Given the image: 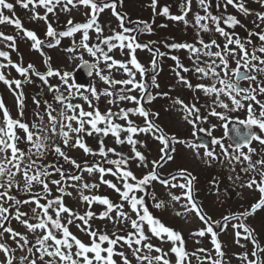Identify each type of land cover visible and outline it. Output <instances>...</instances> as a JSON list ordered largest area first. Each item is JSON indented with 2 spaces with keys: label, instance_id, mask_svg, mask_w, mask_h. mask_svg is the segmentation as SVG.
Wrapping results in <instances>:
<instances>
[{
  "label": "rangeland",
  "instance_id": "rangeland-1",
  "mask_svg": "<svg viewBox=\"0 0 264 264\" xmlns=\"http://www.w3.org/2000/svg\"><path fill=\"white\" fill-rule=\"evenodd\" d=\"M97 1L107 2L108 0ZM8 2L13 3L15 8L12 12L5 9L4 14L14 19L18 18L22 22L23 29L33 31L37 38L42 41L41 47L36 49L33 47L34 42L25 36L23 29L17 28L15 25L7 22L0 23V32L4 33L5 36L11 35L15 37L14 42L7 41L0 37V51L9 54L8 57H0V64L5 65L3 69H0V72H3L8 80L13 81L16 80V78H23V83L18 89L15 87L14 83L12 87L9 88L3 81H0V97L3 98L4 104L11 117L13 114V117L17 118V120L23 119V122L29 125V129L36 133L39 132L42 127L44 129H49L51 126L47 115L50 110L49 105L51 106L52 115L54 116L61 112L64 113L65 116H78L81 108L86 112L98 109L101 114H106L109 111L113 114H120L121 110L127 111L137 108V101L130 99L120 100L119 96H135L138 99L140 96L138 88L131 84L108 83L101 79V75H103L107 76L110 81L134 79L136 82H139L140 80L139 70L135 69L134 65L130 64V49L127 47L121 48L120 42L115 39L111 41V43L115 45L111 51H109L107 45L103 43L107 37H114L117 33L124 34L119 26L120 21L114 16L111 9L105 8L103 12H98L96 14V25H98L102 31L97 33L94 25L88 30V39L85 41L83 38V29L75 32L71 36L57 35L55 37H49L47 35L48 24H51L55 32L59 34L68 30V28L75 24L87 23L91 19L92 14L90 6L80 4L79 0H73L72 4H68L67 0H59V3H55L54 0L51 5L54 8L52 13H48L47 9L39 4V0H36L35 6L30 4L28 9L18 4L17 0H8ZM111 2H115L119 11L127 15L129 19L128 25L136 21H138V23H143V27L141 28V41L148 42L159 48H161L162 45V49H167L168 51L174 49L170 47L172 44H191L200 49V53L196 54L190 52L188 49L178 48L177 52L174 53L181 56V65L175 64V60L172 61V58L166 55L167 62L164 65L165 69L160 76L155 77V84H153L152 81L154 75L151 74L152 72H150L151 70L149 69L151 63L149 54H146V52L138 53V51L135 50L136 59L144 69L151 74V78H148V82L151 83L153 90L158 93V97L156 98L158 102L156 104V109L159 110L161 114L159 123L167 129V133L174 135V132H177V135L182 138V143L178 147L175 155H173L172 160L167 161L162 167L157 168L159 175L169 180V186L165 187L161 185L159 181H156L148 186L146 193L134 192L132 194L143 196L152 215L158 218L165 226L181 234L184 240L183 247L188 253L184 264H212L213 260L218 259L222 260V264H247V260L242 257L247 253L248 259H255V257L251 255L255 250V245L251 242L250 236L248 239H244L248 233H245L243 229H239L241 236L237 237L235 234L237 229H235L233 225L239 223L245 224L252 230L251 235L259 242L260 247L264 248V207L256 209L254 213L247 215L246 218L242 217L240 220H229L227 228L218 236L222 246L221 250L224 253L223 257H220L209 234H206L204 237L195 235L199 229L204 228L205 225L203 222L199 220L195 212L185 213L184 207H182L187 204V200L184 196L186 189L180 187V185L187 184L189 178L184 176L183 179L174 180L169 176L181 173L180 171L183 170L189 173H187L188 175L186 176L194 177L192 185H195L196 196L193 195V197L202 208L203 213L210 217L212 221H223V218L226 216L231 217L233 214L238 215L240 213L250 212L252 205L259 201L261 193L255 186H253V188H248L246 184L253 176L259 180V172L264 169H261V167L257 165L255 171H248V173L244 175L241 173L240 169L242 166H248V162H237L225 158L219 145H215L214 149L218 159H213L211 157H206L204 155V150L189 147V144H196L193 134L197 129L204 128L211 132L214 136L213 138L222 140L224 146L229 147L230 144L226 139V128L224 124L227 123L228 125L232 121H244L247 118L246 108L235 109L228 97L223 95L220 97L224 103L229 104V108L224 109L218 103H213L215 100L214 95H206L203 91L195 88V85L198 83H211L210 78L202 77L194 71L195 67H204L205 62L210 63L212 59L203 54L205 49L200 44V40H203L206 44L210 43L212 40H215L221 45L225 43V38L215 31L216 25L214 27V23L210 18L201 21V23L208 25V30H204L196 24V16L210 17L208 13H212L213 16L222 18L220 26L226 31L230 30L231 34L234 35V33H240L248 27V29H250L249 32H251V34H249L252 37L254 34L252 30L261 28L264 24L263 21L258 19V16L264 13V0H244L243 3L245 7L249 9L248 14H245L233 5L225 7L222 1L217 3L213 0H211L212 8L207 0H205L203 6L200 4V0H193L191 11L186 14L184 0H178L180 6H176L171 2L169 4L167 0H156L155 8L152 6L153 0H112ZM65 5H67V10H64ZM165 7L169 10L168 15L163 14V9ZM36 14H39L40 17L46 15L47 20L34 18ZM130 14L132 15L131 18ZM181 15L184 16V20L171 19L172 16ZM228 16H235L236 19L239 20V24L234 28L230 27L228 24H224L223 19H226ZM69 20L73 22V25L68 24ZM247 22L249 24H247ZM145 28L148 29V33L146 32L147 29L142 32ZM170 28H181L180 38L177 40L176 35H173L172 38L170 37L165 42L166 45H163V29L169 30ZM57 39L60 41L59 44H56ZM13 43L15 46L10 47L9 45ZM85 43L94 49L98 46L102 48L104 52L108 53V55L112 57V60L127 64L128 67L133 70L134 77H130L128 73L118 65L108 68L107 65L112 61H105L100 52H97L96 56L91 55L82 46ZM124 43L127 44L128 41ZM49 44L53 46L49 47ZM250 48L248 43L247 49L249 53L253 51V49ZM68 49H74V51H68ZM258 49L259 48H256V53H258ZM216 50L215 47L211 49V51ZM197 56L199 58V64H197ZM9 59L12 62L11 64L9 63ZM86 61L96 66L88 88H68L59 76H47L49 70L53 72L59 71L61 74L68 72L71 74L69 77V84L79 86L74 79V73L77 66ZM216 63L218 64L219 60H217ZM13 64H19L23 67L32 65L33 68L26 78L12 66ZM230 66L232 68L236 67L234 60L230 59ZM184 68L189 69V71L185 72ZM217 70L219 71V69ZM241 70H243V67H241ZM36 73H40L41 75L38 76ZM252 74L256 75L257 78H264V73L253 71ZM42 76H47L46 82L41 78ZM180 77H184L185 80L190 81L193 87L189 88L183 81L181 85H179L177 81ZM155 85H159V87ZM179 86L182 87V96L180 100L183 101V104L189 106L195 104L200 110L199 115L201 117L207 115L209 121L201 123L200 120H197L194 127L193 124L190 123V121L194 119V116L190 115L189 118V114L185 111L182 104V107L173 104V102H175L174 96L176 95L174 93L176 87ZM217 86L219 87V85ZM93 87L96 89L99 99L91 93L90 89ZM122 89L124 91H121ZM20 91L24 94V98L22 97L23 116L20 115L21 108L17 100ZM106 92H110L112 95H106ZM163 94H166V99ZM59 95H63L66 100L64 102L57 100L56 97ZM159 96H162V98ZM84 97L88 99L86 100ZM262 99L264 100L263 96ZM171 100L173 102H171ZM89 101H91V104ZM67 103L79 107L73 112L72 109L67 108ZM244 103L246 104L248 102ZM253 107L256 109L257 115H259V107L255 104H253ZM213 108L218 112L225 113L229 119L227 121H222L215 116L211 117L210 113ZM41 117L43 119H41ZM83 119L87 120L88 118L84 117ZM59 120L65 125L69 123L63 116H60ZM128 120H131L132 125L137 128L146 126V121L139 116L138 112H129L127 119L122 118V115L112 116V123L119 124L122 129L128 127ZM5 125L6 119L3 114V109H0V127H5ZM33 125H35V127H33ZM71 125L72 128H75L78 126V122L73 120L71 121ZM213 125H215V127H213ZM105 126L106 123L103 121L98 124V127L101 128ZM57 128L58 131L55 134L50 132L41 133L42 135L47 134L50 137L46 141L48 147L43 149V156H37L35 154L36 149L27 142L26 138L21 141L24 142L25 140L29 147L21 150L28 154V149L32 147L34 157L31 159L36 161V165L41 167L42 165L51 163V161H61L64 159V157L56 153L55 148L57 146L69 157V159H67V178L61 180V185L65 187L66 192L60 193L58 188L52 184L51 186L49 185L51 192L43 191V186H41V193L47 195V198L50 200H55L58 196L63 195L64 204L70 208L72 212L76 213L77 216H86L89 211L94 213L93 217L88 218V225H84L79 219H73V222L68 224L67 221L69 217L67 213H61L60 218L65 221L64 224L67 225L69 231L85 244H91L92 242V237L85 231V229L90 226V230L98 234L97 242L101 243V247L107 248L109 245L105 246L98 240L100 233L117 237L134 231L131 228L130 221L120 217L119 212L123 211L133 219L136 217L130 208L129 202H122L120 193L110 186H107L103 181H111V179L116 180L117 187H120L123 191V182L119 179L118 175H113V173L122 175L124 170H130L138 179L142 178L143 175L147 174L153 168L152 162L159 160L161 156L160 150L163 145L155 138L152 132H137L132 134L133 139L137 141L135 145H130L127 142V136L129 134L126 131L120 132V139L124 140V143H117L116 137L111 132L104 135L103 133H96L93 131L92 135H88L87 132L91 130V127L87 124L85 125V131L81 133L72 132L65 127L64 131L69 133V143L65 145L63 143L64 137L59 134V125H57ZM78 137L92 150L91 152H85L79 147L72 146ZM55 141L58 142L55 143ZM101 142H103L102 146L105 152H107L106 156L100 153ZM133 148L146 157V161L143 164L138 158H135ZM253 148L256 149V152L252 154V161L255 163L258 159L263 157H261V150H259L257 146H253ZM109 149H114L115 151H108ZM233 151L234 149L229 147V152ZM244 151H247V149H244ZM72 159H74L77 164H80L81 168L77 169L73 166L71 163ZM112 161H121V164L118 167L116 164L112 163ZM123 161H127V163H123ZM97 165L105 169H111L112 171H106L101 178V173L98 170L91 173L85 170L86 166L93 167ZM71 175H79L82 179L79 181L70 180L69 177ZM18 176L20 175L18 174ZM17 179L19 180V178ZM53 179L60 180L55 171H51V175L47 177L49 181ZM128 182L131 183L133 181L129 179ZM85 183L95 185V187L83 188L82 185ZM172 184L177 186L171 187ZM66 193H71V195H67ZM81 193L90 198L93 196L107 197L114 205H123V207H114L109 212L107 219L99 220L102 214L101 209H106L107 206L100 204L98 201H93L89 204L82 199ZM153 194L155 195V199H153ZM173 196H180L181 199L179 201L173 200ZM159 202L163 203L162 207H156V204ZM29 206V208L22 206L19 208V211L26 213L29 209L39 210L34 205ZM52 206L54 209L58 207L56 204ZM178 212L181 214L178 215ZM52 215H54V213ZM0 222L3 223V221ZM34 222L35 221L30 223ZM14 223L19 225V222ZM4 225L6 226L5 223ZM96 229L98 231H96ZM20 230L26 236L33 238H40L45 233L44 230L41 229H37L33 232L27 229L25 225L21 226ZM144 231L149 237L146 243H152L155 247L161 248L162 252H156L155 250L148 252L147 249L143 248V244H133V248L140 247L142 249L141 254H146L151 257L166 254L164 258L169 260L170 264H176L177 257L175 253L170 251L173 247L172 242L168 241L166 238L161 240L154 237L150 233L147 225H145ZM0 232L5 234L2 229H0ZM133 239H135V237ZM238 239L239 243H237ZM18 241H20V239ZM53 244L54 242L50 240L46 243V245ZM35 245L37 244H30L29 246L36 252L37 264H41L38 259L40 253L37 251L38 248ZM200 249H204L205 251H200ZM49 250L51 251L53 249L49 248ZM76 251L77 248L73 245V258L82 261L83 258L74 255ZM114 251L116 253L123 252L132 264H139L138 260L133 255L132 249L124 242H118L115 245ZM102 255H105V253H102ZM26 256L32 259V255L26 254ZM89 256L91 257L92 255L89 254ZM259 256L261 259H264V252L259 253ZM115 257H117L118 264H123L119 255H115L114 258ZM49 259L51 258L45 255L44 260L47 261ZM2 260L4 259L0 258V261ZM14 264H23V262L17 259ZM57 264H61V262L57 261ZM144 264H147V261H145Z\"/></svg>",
  "mask_w": 264,
  "mask_h": 264
},
{
  "label": "snow or ice",
  "instance_id": "snow-or-ice-1",
  "mask_svg": "<svg viewBox=\"0 0 264 264\" xmlns=\"http://www.w3.org/2000/svg\"><path fill=\"white\" fill-rule=\"evenodd\" d=\"M54 0H39V4L43 5L48 13H52L54 11V8L51 6L53 4ZM17 3L20 4L23 8L28 9L29 5L32 4L35 6L36 0H17ZM55 3H59V0H55ZM68 4H72L73 0H67ZM79 3L85 6H90L91 9V19L87 23L82 24H75L73 25V22L71 20L68 21L69 25H73L72 27L68 28V30L61 32L57 34L55 30L53 29L51 24H48L47 27V35L49 37H55L57 35L59 36H71L75 32L80 31L83 29V38L86 41L88 39V30L92 28L95 25V30L97 33L101 32L102 29L96 25V14L98 12H103L105 8H111L113 10V13L117 15L121 21V27H123V20L124 18L119 15L115 11L116 9V3L113 2L111 4L104 3L102 5H99L95 2V0H79ZM156 0H153V8H155ZM200 4L203 6L205 4V0H200ZM191 0H188V7L190 10ZM228 5H233L234 7L238 8L240 11L244 12L245 14H248L249 9L245 7L242 0H226L225 7ZM15 5L13 3L8 2V0H0V23H9L15 25L17 28L23 29L22 22L18 18H13L11 16L5 15L4 10H8L9 12L14 11ZM64 10H67V5L64 6ZM169 10L167 7L163 9V14L168 15ZM186 14V13H185ZM34 18H40L47 20V16L40 17L39 14H36ZM211 19L212 22L216 25L215 31L218 32L221 36L225 38V43L223 45L218 44L215 40H212L210 43L206 44L203 40H200V44L205 49L204 55L212 58L210 63L205 62L204 67L197 66L195 67L194 71L198 74H200L202 77L210 78L211 83L205 84V83H198L195 85L196 89H199L203 91L206 95H214L215 100L213 101L214 104H219L224 109L229 108L228 103H224L223 100L220 99V97L226 96L230 99L231 104L234 106L235 109L240 108H246L247 111V119L244 121H240L241 124H244L247 126L249 131L245 132L241 139L242 142H236L234 145H230L229 147H232L234 149L233 152H229V147H225L222 140L213 138L211 143L213 145H219L221 148L222 153L224 154L225 158L229 160H235L237 162L247 161L248 167L244 169L245 171H255L257 168V165L261 167V169H264V158L258 159L255 163L252 161V154L256 152V149L251 146V142L253 140L258 141L260 145L264 146V101L258 100L257 95L264 93V85H260L257 88L251 87V85L248 88L241 87L240 81L246 80L250 82H255L257 80L256 75L251 74L253 71L258 73H264V56H257L256 55V49H253L251 53H249L248 49L245 46V43H242L239 38H234L233 34L226 31L223 27H221V19L220 17H208V16H196V24L199 25L201 29L208 30V25L201 23V21ZM171 19L174 20H184V16H172ZM258 19L260 21H264V13H261L258 16ZM186 22V21H185ZM224 24H228L230 27L234 28L237 24H239V20L236 19L235 16H228L226 19H223ZM150 30V27H149ZM24 34L26 37L30 38L34 43L33 47L36 49H39L41 47L42 41L37 38L36 34L33 31L23 29ZM130 29L124 28V32H129ZM259 40L264 42V33H257ZM0 37L7 41L14 42L15 37L8 35L5 36L4 33L0 32ZM115 39L120 42V47L124 48L127 47L131 51V59L130 64L134 65L135 69L139 70L141 74H144L145 69L144 67L138 62L135 56V49L136 48H148L149 46L147 44L141 45V44H133L134 37H129L121 33H117L114 37H107L103 41L104 44L107 45L108 50L111 51L113 47H115L114 44L111 43V41ZM128 41L127 44L124 42ZM59 39L56 40V44H59ZM251 41H249L250 43ZM10 47H14V43L9 45ZM53 45L49 44V47ZM91 55L96 56L97 52H100L103 56V59L105 61H112L110 64H108V68H112L115 66H119L122 68L130 77H134V72L132 69L128 67L127 64H124L121 61L112 60V57L108 55V53L104 52L102 48L96 47L95 49L93 47H89L88 44L82 45ZM172 48H185L188 49L190 52L199 54L200 49L196 48L194 45L191 44H172L170 45ZM215 47L216 51H211V49ZM68 51H74V49H68ZM258 51L261 54H264V47H260ZM157 55H163L162 53H157ZM9 54L7 52L0 51V57H8ZM173 59H178L176 57H173ZM230 59L234 60L236 67L232 68L230 66ZM219 60V63L217 64L216 61ZM258 62V63H254ZM9 63L11 64V60L9 59ZM86 63V62H85ZM156 59L154 58L152 60L153 70H155L156 67ZM199 58L197 56V64H199ZM13 67L16 68V70L22 75L27 78L28 73L33 68L32 65H28L27 67H23L19 64H13ZM5 65L0 64V69H3ZM92 67H96L93 65ZM182 67V66H181ZM241 67L245 71H241ZM219 69V71L217 70ZM184 71L187 72L189 69L184 68ZM38 76L41 75L40 73H36ZM91 74V71L90 73ZM99 74V73H98ZM56 75L61 78L63 83L68 86V88L73 87H82V86H74L72 84H69V77L70 73L64 72L61 74L59 71L53 72L52 70H49L47 72V76ZM47 76H42L41 78L47 80ZM181 80L187 84L189 88H192L193 85L190 81H187L184 79V77H180ZM101 79L105 80L108 83H116V84H124V85H134V87L139 88L143 93L147 94V99L149 101L155 99L154 96H152L150 93L147 92V88L143 83L136 82L134 79H127L122 81H110L107 76L101 75ZM0 81H3L9 88L12 87L13 83L15 84L16 88H20L22 81L17 79L15 81L8 80L3 72H0ZM153 84H155V76L152 77ZM219 85V87L217 86ZM156 87H159V85H155ZM130 90V89H129ZM91 93L99 99V96L97 95L96 89L93 87L90 89ZM121 91H124L123 89ZM106 95H112L110 92H106ZM166 95V94H165ZM239 97V98H238ZM86 100L87 97H84ZM57 100L64 102L66 98L63 95H59L56 97ZM120 100H133L137 101V98L135 96H126V95H120ZM17 100L19 101L20 108H21V115H23L22 109H23V100H22V93L17 96ZM114 102V101H110ZM248 102V103H244ZM38 103V102H37ZM91 104V101H89ZM139 106L135 109H129L127 111L121 110L120 114H113L111 111H109L106 114H101L98 109H95L94 111L86 112L82 108L79 111L78 116L72 115V116H65L64 113H59L58 115L54 116L52 115L51 106L49 105V112L47 113L49 121H50V128L44 129L43 127L40 129L39 132L34 133L29 129V125L26 123H23L21 120H15L13 119L10 114L8 113L7 107L4 104L3 98L0 97V109H3V114L6 119V125L5 127H0V179H4L3 183H0V189H3V191H0V200L7 199L8 201H15V205H20L22 203H32L34 202L37 206V209H41V212H37L36 209H33V213L37 216L39 219V223H30L27 219L28 214L22 213L19 211V208H15V219L20 221L23 225L27 227V229L35 232L37 229L45 230V233L42 237L37 239V244L40 245V247L37 249L39 251L40 256L39 260L41 264H57V261L61 262V264H116V261L113 259L114 255H119L123 261V264H132V262L128 259L127 256L123 252L116 253L114 251V247L118 242H124L127 244L129 248L132 249L133 255L138 260L139 264H144L145 261H147V264H170V261L165 259L164 256L166 254L157 255L154 257H151L146 254H141L142 249L140 247L133 248V244L135 245H142L143 248L147 249L148 252H151L152 250H155L156 252H162L161 248L155 247L152 243H146L148 241L149 237L145 234L144 228L145 225H147L150 233L161 240H164L165 238L168 241H171L173 244V247L170 249L172 253H175L177 260L176 264H184L185 258L188 256V253L185 251L183 247V237L178 232L174 231L173 229L165 226L158 218L154 217L152 213L149 211V207L145 202V199L143 196H137L135 194H132L134 192H147L148 186L151 185L153 182L159 181V183L165 187L169 186V180L161 178L157 168L162 167L164 163L167 161L172 160L171 152H174V148H170V138L166 137L161 130L156 128V126L151 122V120H146V126L143 128H137L132 125V121L128 120V127L126 129H122L119 124L112 123V116L113 115H122V118L127 119L129 112H138L139 115L148 118L150 116V113L145 109V107L140 104L139 101H137ZM185 109V111L189 114L194 116V119L190 121V123L193 124L195 127L196 121L201 119H207V117H201L199 115V108L195 106V104L189 106L184 105L183 101H179ZM253 104L257 105L259 107V115L256 113V109L253 107ZM67 108L72 109L73 112H75V109L79 106L73 105L71 103H67ZM212 116L217 117L218 119L222 121H227L229 117L223 113L218 112L213 108V110L210 113ZM63 116L64 119H67L69 123L67 125L63 124L59 117ZM84 117H87L88 119H83ZM187 118V117H186ZM41 119H43L41 117ZM77 121L78 126L75 128H72L71 121ZM105 122L106 126L104 128L98 127V124L100 122ZM90 125L91 130L87 132L88 135H92V132L96 133H103L104 135H107L109 132H111L117 139V143H124V140L120 139V132L126 131L129 135L127 136V142L130 145H135L137 141L133 139V135L137 132L142 133H148L152 132L153 135H155V138L159 140L163 147L161 148V156L159 160L153 161V168L145 175L142 176V178H137L132 171L130 170H124L122 172V175L119 173H113V175H118L119 179L123 182V191L120 187H117L115 183L112 181L105 180L103 181L105 184H108L111 188L115 189L118 193H120L122 200L129 202L130 208L132 212L135 214V219L128 216L127 213L120 211L119 216L128 219L131 224V228L134 230L132 232L127 233L126 235L117 236L116 238H112L107 234H101L98 236V240L100 242L107 241L109 247L103 248L101 247V243L97 242V232L91 231L90 226L85 229V231L88 232V234L92 237L91 244H85L81 240H79L76 236H74L70 231L67 225L62 224L60 220L61 213H67L68 214V224H71L73 222V219H79L84 225H88V218H91L94 216V213L89 211L86 216H77L76 213L72 212L70 208H68L64 202H63V195L58 196L55 200H49L46 204H42L40 202L39 197H33L32 200H20L15 199L14 196L9 195V190H11L14 186L19 188L20 181L17 179L18 174L22 176L23 182H24V190L25 191H31L33 183L40 184L43 186V191L49 192V183L57 185L58 191L60 193H65L66 189L65 187H59L61 185V180H51L50 182L47 180V177L51 175L50 172L47 171V167H52L51 165L47 167H41L36 165V161L31 159L32 150L28 149V160L29 163L23 164L24 158L26 153L17 147L18 141L21 139L17 133L16 129L22 130L26 134V140L28 143L32 145L36 149V155L37 156H43L44 151L43 149L47 148L48 145L46 144V141L50 138L47 134H41V133H52L55 134L58 131L57 125H59V134L64 137L63 143L65 145H68L69 143V133L67 131H64V128L67 127L70 131L75 133H81L85 131V125ZM227 123L224 124V127L227 128ZM35 127V125H33ZM215 127V125H213ZM255 127L257 131H252V128ZM200 132H207L208 135H211V132L207 129L200 128ZM156 132H159V135H156ZM195 134V133H194ZM237 134H240V130L237 129ZM35 137V138H34ZM172 141H175V137L171 138ZM11 141V142H10ZM103 142H101L100 147V153L103 155H107V152H105L104 147L102 146ZM73 147H79L83 149L85 152H91L92 150L82 142V140L78 137ZM189 147L199 149L200 147H203L205 149L204 155L206 157H211L213 159H218L216 156V153L214 149H209L208 145L206 143L202 144H189ZM247 147V151H244V148ZM11 150V155L8 156V150ZM56 153H58L61 157H64L65 159H69V157L66 156V154L61 150L59 146L55 148ZM108 151H115L114 149H109ZM133 151L135 153V158H138V160L143 164L146 161V157L139 151H136L135 148H133ZM71 163L77 168H81L80 164H77L76 161L72 160ZM112 163L116 164L118 167L121 164V161H112ZM123 163H127V161H123ZM23 165V166H22ZM85 170L89 173L98 170L101 173V178L103 177V174L107 172H111V169H105L102 167L93 166V167H85ZM56 171L60 174V176L63 178L65 174L60 170L56 169ZM181 176L188 175L183 170L180 173ZM260 179L257 180L255 176H253L246 184V187L248 188H255L261 193V197L259 201L252 205L250 212H244L240 214H233L231 217H224L223 221H212L210 217H208L206 214L203 213L202 208L196 203V201L193 199V191H192V181L194 180V177H190L188 179L187 184L180 185V187L185 188L186 191L184 192V196L186 197L187 204L183 205L185 213L187 212H195L196 216L199 218L200 221L203 222L205 225L204 228H201L198 230L195 235H198L200 237H204L206 234L211 235L212 243L219 254L220 257H223L224 253L222 252L221 244L218 241V229H226L229 220H240L242 217H247V215L254 213L256 209L264 207V170H261L259 172ZM69 179L74 181H79L82 179L79 175H71ZM129 179L133 182H128ZM175 179V177H173ZM177 185L172 184L171 187H176ZM83 188H89V187H95V185H89L87 183L82 185ZM67 195H71V193H66ZM82 199L89 204H91L93 201H98L102 205L107 206V211L101 214V218L107 217L109 212L114 208H122L123 205H114L112 201H110L107 197H101V196H85L81 193ZM153 199H155V195L153 194ZM173 200L179 201L181 199L180 196H173ZM53 204H56L58 207L54 209V216L52 214H49V209L52 207ZM163 203L159 202L156 204V207H162ZM180 215L181 213H177ZM23 217V219H22ZM10 219V208L5 207L2 203H0V221H8ZM53 226L57 230L62 231V237L58 238L56 234L52 231ZM233 227L237 229L236 236L240 237L241 232L239 229H243L245 233H248L247 236L244 237V239H248L249 236H251L252 230L249 229L245 224L239 223L234 224ZM0 229L3 230V232H6L10 235L11 239L13 241L17 242V245L19 248L23 249L25 245L28 244V240L25 236H23L20 232L15 231L11 227H6L3 223H0ZM3 233L0 232V235ZM17 237L20 238V241H23V243H20V241L17 240ZM135 237V239H133ZM54 241L53 245H46L47 241ZM255 245V250L251 253L255 259H248V254L245 253L242 257L243 259L247 260V264H264V259H261L259 256V253L264 252V248H261L259 245V242L252 238L251 241ZM237 243H239V239L237 240ZM73 245L76 246L77 251L75 252L76 257H82V261L80 259H74L72 248ZM49 248H52L53 250H49ZM28 251L31 253L32 249L29 248ZM200 251H205L204 249H200ZM0 252H2L5 256V259L0 261V264H13V261L15 259L14 256V250L9 248L5 243H0ZM89 253L93 254L91 257L89 256ZM102 253H106V255H102ZM47 255L51 259L45 261L44 257ZM21 261L26 262V264H37V259L32 258L29 259L27 256H21ZM212 264H222V260H213Z\"/></svg>",
  "mask_w": 264,
  "mask_h": 264
},
{
  "label": "flooded vegetation",
  "instance_id": "flooded-vegetation-1",
  "mask_svg": "<svg viewBox=\"0 0 264 264\" xmlns=\"http://www.w3.org/2000/svg\"><path fill=\"white\" fill-rule=\"evenodd\" d=\"M167 2H169V4L171 2V3H173L176 6H180V3L178 2V0H167ZM180 30H182V29L181 28L172 29V31H170L171 32L170 34H167V33L165 34V32H163L162 33V35H163V40L162 41L164 43L163 42H161V43H163V45H166L165 42L170 37L172 38L173 35H176V39L178 40L180 38L179 37L180 32H181ZM145 44H147L149 46L148 48H145V51H144V52H146V54H149V56H150V60H151L150 62L151 63H150L149 69L151 70L150 72H152L151 74H153L155 77H158V76H160L161 73H163V71L165 69V66L164 65L167 62V59H166L167 56L166 55H168V57H171L172 58V61L175 60V62H174L175 64L181 65V63H182L181 62L182 61V58L180 60V57L181 56L174 53V52H177L178 48L171 49V51L169 53V51L167 49H165V50L162 49L163 48L162 45H161V48H159V47H155V46L151 45L148 42H146ZM157 53H162L163 55H157ZM173 57H176L178 59H173ZM154 58L156 59V62H157L156 63L155 70H153V65H152V60ZM151 74H149L147 72V70L145 69L144 74L141 75V78H146V80L144 81L143 84L147 88V92L150 93L152 96L155 97V99L149 101L147 99V94H145L143 92L141 94L144 97L143 106L150 113V116L148 118H145V119L151 120V122L156 126V128H158L159 130H161L166 137L170 138L169 147L175 149L174 152H171L170 153L172 155V157H173V155H175V153H176V149L182 143V138L179 135H177V132H174V135L167 133V129L163 125H161L159 123V121H160V118L159 117H160L161 114H160L159 110L156 109V104L158 103L157 100H156V98L158 97L157 96L158 93H156L153 90V87H152L151 83L148 82V78H151ZM181 82H182V80L180 78H178L177 83H179V85H181ZM89 84H90V82H89ZM89 84H87V86ZM240 85H241V87H244V88H248L250 85L253 88H257L260 85H264V78H257V80L255 82L241 80L240 81ZM174 94H176L174 96L175 102H173L172 100H171V102H173V104H175V105H180L182 107L181 103H179V101H181L180 99H181V96H182V87L181 86L176 87V90H175V93ZM163 96L166 99L165 94H163ZM262 96L264 97V93L258 94L257 95V99L258 100H261V101H264L262 99ZM160 98H162V96ZM188 116L190 118V115H188ZM210 116L211 117H214L212 115H210ZM205 117H207V115ZM207 121H209V118L208 117H207V119H203L202 120V122H207ZM232 122H234V123L236 122V123H239L240 124V122H237V121H232ZM212 123L215 124L214 122H212ZM253 128H255V127H253ZM194 133L195 134H193V136L195 138L198 135H200V134H204V135L208 136L211 139V141H212V139L214 137L212 134L211 135H208L207 132H199L198 129ZM156 135H159V132H156ZM172 137H175V141H172L171 140ZM251 146L252 147L253 146H257L259 148V150H261L260 151L261 152L260 153L261 157L264 158V146L260 145L258 141H252ZM21 149H23V148H21ZM200 149H202V150L205 151V149L203 147H200ZM244 149H247V147H245ZM31 150H32L31 158H33L34 157V153H33L32 147H31ZM7 155L8 156L11 155V150L10 149L8 150ZM27 163H29V160H28V154L26 153L25 158H24V161H23V164H27ZM49 165L52 166V167H48L50 173H51V171H56V169L59 168V167L65 169V171H64L65 172V176L63 178H67V172H66L67 171V159L64 158V160H62V161H60V160H58V161L57 160H54V161H51V163L47 164V166H49ZM243 167H245V166H242L241 169ZM241 169H240V171H241ZM244 175H246V174H244ZM17 178H19V181H20L19 188H17L16 186H14L11 190H9V195H12V196L15 197V199H20V200H32L33 197H39L40 202L41 201H45L46 202L48 200L47 195H43V193H41L40 184L33 183L32 188H31V191H25L24 190V182H23L22 176H17ZM3 182H4V179H1L0 180V183H3ZM0 191H3V189H0ZM0 203H2L5 207H9L10 208V219L8 221H3V224L5 223L6 224V227H11L15 231L20 232L28 240V244L25 245V247L23 249H21V248L18 247L17 242L16 241H13L11 239V237H10V235L8 233L5 232V234L0 235V243H5L9 248H11V249L14 250L15 259L13 261V264L15 263V261L17 259H20L22 255L23 256H26V254H30V255H32L31 258H36V256H35V253L36 252L32 250V252L30 253L28 251V249L30 248V246H29L30 244L31 245L32 244H37V239L39 237L38 238H33V237H30V236H26L25 234H23L21 232L20 227L21 226H24V225L20 221H18V220L15 219V211H14L15 208H17V207L18 208H21L22 206H26L27 208H29L30 207L29 205H34L35 207H37L36 204L34 202H32V203H27V204L22 203L20 205H15V201L14 200L13 201H8L6 198L3 199V200H0ZM41 211L42 210L39 209L37 212H41ZM26 213L28 214L27 219L29 220V222L35 221L34 223H39V219L37 218V216L33 213V211L31 209H29ZM22 219H23V217H22ZM14 222H19V225H17V223H14ZM19 239L20 238L17 237V240H19ZM20 243H23V241H21ZM35 246L37 248L40 247V245H38V244L35 245ZM0 258L5 259V256H4V254L2 252H0ZM23 264H26V262H23Z\"/></svg>",
  "mask_w": 264,
  "mask_h": 264
},
{
  "label": "water",
  "instance_id": "water-1",
  "mask_svg": "<svg viewBox=\"0 0 264 264\" xmlns=\"http://www.w3.org/2000/svg\"><path fill=\"white\" fill-rule=\"evenodd\" d=\"M92 66L93 65L90 64V63H84V64H82L79 67V72L81 74H83V76L85 78H89L93 74V67ZM90 71H91V74H89ZM237 129L240 130V134L239 135L237 134ZM247 131H249V129L245 125H238V126L237 125H232L229 128V131L227 133H228L230 139L232 140V143L235 144L236 142H242L241 137ZM199 141H200L201 144L202 143H206L209 146L210 141L206 137L200 136L199 137Z\"/></svg>",
  "mask_w": 264,
  "mask_h": 264
},
{
  "label": "trees",
  "instance_id": "trees-1",
  "mask_svg": "<svg viewBox=\"0 0 264 264\" xmlns=\"http://www.w3.org/2000/svg\"><path fill=\"white\" fill-rule=\"evenodd\" d=\"M218 2L220 1V0H217ZM226 1V0H225ZM244 0H242V2H243ZM216 17V16H215ZM264 22V21H263ZM247 24H249L248 22H247ZM250 31V29H248V27L245 29V30H242V33L240 32V33H234V35H237V36H240V34L242 35V36H244V38H245V40H241V42L242 43H246L245 41H247V43H249V41H251L250 43H249V45H250V49H256V48H260V47H264V42H262V41H260L259 40V37H258V35H257V33H264V24H263V26L261 27V28H258V29H253L252 31L254 32V34H253V36L251 37L250 36V34H251V32H249ZM250 33V34H249ZM261 42H262V44H261ZM256 55L257 56H264V54H261L259 51H258V53H256ZM111 181L113 182V183H115L116 184V182L113 180V179H111ZM122 202H125L124 200H122ZM105 218V217H104ZM96 231H98L97 229H96ZM103 234H105V233H103ZM100 235H101V233H100ZM108 235V234H107ZM109 236H112L113 237V235H110L109 234ZM113 238H116L115 236L113 237ZM103 243V245H108V243H107V241H104V242H102ZM115 248V247H114ZM106 255V254H105ZM115 256V255H114ZM114 256H113V259L116 261V264H118V262H117V257H115L114 258ZM94 264H95V262H94Z\"/></svg>",
  "mask_w": 264,
  "mask_h": 264
},
{
  "label": "bare ground",
  "instance_id": "bare-ground-1",
  "mask_svg": "<svg viewBox=\"0 0 264 264\" xmlns=\"http://www.w3.org/2000/svg\"><path fill=\"white\" fill-rule=\"evenodd\" d=\"M178 149V148H177ZM177 149H176V151H177Z\"/></svg>",
  "mask_w": 264,
  "mask_h": 264
}]
</instances>
